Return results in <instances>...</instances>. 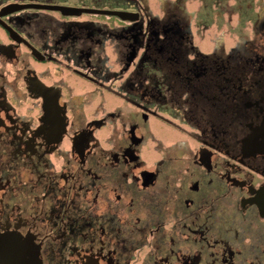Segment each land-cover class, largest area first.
Returning a JSON list of instances; mask_svg holds the SVG:
<instances>
[{
	"label": "flooded vegetation",
	"instance_id": "flooded-vegetation-1",
	"mask_svg": "<svg viewBox=\"0 0 264 264\" xmlns=\"http://www.w3.org/2000/svg\"><path fill=\"white\" fill-rule=\"evenodd\" d=\"M6 255L264 264V0H0Z\"/></svg>",
	"mask_w": 264,
	"mask_h": 264
},
{
	"label": "rangeland",
	"instance_id": "rangeland-1",
	"mask_svg": "<svg viewBox=\"0 0 264 264\" xmlns=\"http://www.w3.org/2000/svg\"><path fill=\"white\" fill-rule=\"evenodd\" d=\"M27 175H30V176L28 177ZM21 176H22V178L20 177L17 180V182H14V183H16V185H18V184H20L22 182H28V181H30L32 175H31V173H24V174L22 173ZM59 198H60V201H59L60 205L65 204V201L62 200L63 196H60ZM76 222H78V220H76Z\"/></svg>",
	"mask_w": 264,
	"mask_h": 264
},
{
	"label": "water",
	"instance_id": "water-1",
	"mask_svg": "<svg viewBox=\"0 0 264 264\" xmlns=\"http://www.w3.org/2000/svg\"><path fill=\"white\" fill-rule=\"evenodd\" d=\"M26 252H30V248L29 247H26ZM4 260H5V264H12L11 261H13L14 259H10L9 256H4ZM11 260V261H10ZM29 260V256H23L21 258L18 259V264H23L25 263L26 261L28 262Z\"/></svg>",
	"mask_w": 264,
	"mask_h": 264
}]
</instances>
